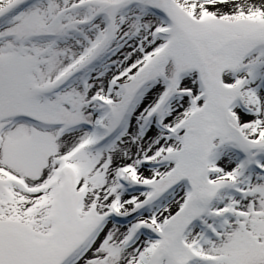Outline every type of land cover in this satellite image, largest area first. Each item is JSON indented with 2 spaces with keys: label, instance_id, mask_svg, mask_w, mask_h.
<instances>
[{
  "label": "snow or ice",
  "instance_id": "obj_1",
  "mask_svg": "<svg viewBox=\"0 0 264 264\" xmlns=\"http://www.w3.org/2000/svg\"><path fill=\"white\" fill-rule=\"evenodd\" d=\"M0 264H264V0H0Z\"/></svg>",
  "mask_w": 264,
  "mask_h": 264
}]
</instances>
